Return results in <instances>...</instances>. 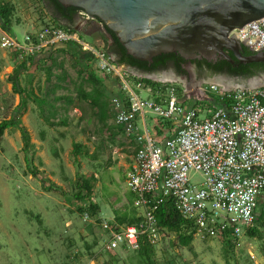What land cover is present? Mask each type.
Masks as SVG:
<instances>
[{"label":"built area","instance_id":"built-area-1","mask_svg":"<svg viewBox=\"0 0 264 264\" xmlns=\"http://www.w3.org/2000/svg\"><path fill=\"white\" fill-rule=\"evenodd\" d=\"M231 36L252 52L264 50V18ZM61 44L91 54L97 70L118 81L120 96L111 100L114 123L122 129L124 142L136 145L126 177L138 221L133 225L102 221L91 211L98 205L95 197L81 201L78 226L100 222L104 238L108 236L99 240L98 252L86 264H99L103 254L136 253L143 244L156 247L164 231L156 212L166 200L191 226L194 238L229 240L240 246L247 233L257 228L258 207L264 200V87L203 84L201 92L216 95L222 107L202 117L206 109L190 108L181 101L187 93H180L179 84L134 76L77 31L48 24L26 34L20 43L0 29V50L22 61ZM143 91L150 97L143 98ZM193 172L202 176L200 185L192 184Z\"/></svg>","mask_w":264,"mask_h":264},{"label":"rangeland","instance_id":"rangeland-1","mask_svg":"<svg viewBox=\"0 0 264 264\" xmlns=\"http://www.w3.org/2000/svg\"><path fill=\"white\" fill-rule=\"evenodd\" d=\"M39 8L37 14L40 27L51 24L43 5ZM40 12L44 16L41 20ZM28 31L26 25L17 24L16 19L9 26V33L20 43L24 42ZM83 38L93 43L92 37L84 35ZM4 52L0 50V56ZM0 69L3 71L1 57ZM177 87L180 93L184 91L181 85ZM141 96L150 97L146 91L141 92ZM109 97L96 98L94 105L102 115L98 119L107 117ZM10 117L9 101H0V122ZM148 122L153 124L154 119ZM69 136L68 142L63 141L65 149L59 154L60 158L54 157L55 149L48 148V165L44 166L46 175L34 179L30 177L37 169H34L32 163L25 164L24 154L11 131L0 141V264H86L95 257L94 252H98L99 240L108 239L107 235L105 238L103 236L100 222L78 226L80 211L77 206L80 202L75 198L78 195L77 180L79 175L84 176L83 167L90 162L83 157L75 164L69 151L71 141L74 142L77 136L72 132ZM108 155L100 154V161L91 170L98 174L95 185H99L92 196L101 208L99 219L111 223L115 217V207L119 208L121 214L125 210L132 211L134 196L128 189L120 166L117 163L107 166ZM190 180L195 185L203 182L202 176L195 172L190 174ZM120 203L125 204L126 209L123 210L122 205L118 206ZM261 210H264V203L258 207V218ZM256 227L255 234L248 232L239 242L240 246L233 244L227 256V246L222 240L202 242L194 238L192 252L178 244L175 234L163 231L155 247L156 263L264 264V226L259 219ZM99 264H144V261L137 253L116 252L101 255Z\"/></svg>","mask_w":264,"mask_h":264},{"label":"crops","instance_id":"crops-1","mask_svg":"<svg viewBox=\"0 0 264 264\" xmlns=\"http://www.w3.org/2000/svg\"><path fill=\"white\" fill-rule=\"evenodd\" d=\"M3 3L14 6L13 21L16 19L17 24L26 25L28 33L42 28L37 14L40 11L39 7H42L41 0L0 1V5ZM83 16L76 25L82 30L79 32L82 36L93 38L95 33L103 35L101 28H86L88 21ZM97 41L93 40L92 45ZM0 57L3 67V71L0 69V101H9L10 119L20 110L19 126L8 131H11L19 143L25 164L32 163L34 169H37L34 172L36 176L32 174L30 179L46 175L44 166L48 165V161L46 162L48 148L55 149L54 157L60 158L59 154L65 149L63 141L68 142L69 134L72 132L77 137L74 142L71 141L72 147L69 153L72 154L73 143L81 144L85 148L84 152L87 154L85 159L90 163L83 167L82 173L86 179L94 178L96 181L94 192L99 186L95 185L98 174L92 173L91 170L95 167V163L100 161V154H109L107 166L117 163L124 171L127 182L126 175L133 164L136 145H127L123 140L122 129L114 123L111 100L120 96V85L115 78L97 70L96 60L91 54L75 45L61 44L26 61L20 60L9 51L1 53ZM204 83L207 82H202L193 90L181 85L187 93V97L182 98L181 101L190 108L200 106L206 109L203 113V116H206L209 112L221 108L222 104L216 95L201 92L200 87ZM13 84L16 88H13ZM106 96H110L107 117L98 119V116L102 115L94 105L95 100L97 97L106 98ZM152 126L154 128V124ZM21 128L27 129L30 134L32 148L29 152L23 151ZM84 134H93V136ZM81 160L82 158L79 162ZM115 200L120 202L118 198ZM262 203L264 200L261 201ZM118 206L123 207V210L126 209L125 204L120 203ZM118 209L115 207L114 212H119ZM100 214L101 208L98 216Z\"/></svg>","mask_w":264,"mask_h":264},{"label":"water","instance_id":"water-1","mask_svg":"<svg viewBox=\"0 0 264 264\" xmlns=\"http://www.w3.org/2000/svg\"><path fill=\"white\" fill-rule=\"evenodd\" d=\"M64 7L83 11L87 21L99 20L111 30L127 53L139 61L152 63L162 54L175 53L188 61L216 57L233 64L264 63V50L245 57L232 32L264 18V0H57ZM75 31L81 32L80 28ZM110 55V54H109ZM111 56V55H110ZM114 60L115 58L111 56ZM123 69L139 78L159 81L181 80L165 76H144ZM226 88L250 89L264 85V73L244 84H230L216 79L207 81ZM197 85L186 87L193 90ZM205 84V83H204Z\"/></svg>","mask_w":264,"mask_h":264},{"label":"trees","instance_id":"trees-1","mask_svg":"<svg viewBox=\"0 0 264 264\" xmlns=\"http://www.w3.org/2000/svg\"><path fill=\"white\" fill-rule=\"evenodd\" d=\"M44 11L47 16L51 19V24L66 29L69 31H75L76 19L83 13L82 10L74 7H64L57 0H41ZM15 9L11 4L3 3L0 5V29L4 32L9 33V26L13 21ZM40 20L44 18L42 13H39ZM99 21V20H97ZM100 22V21H99ZM106 36L99 33H95L93 40L97 41L94 44L96 48L105 50L108 54L115 58L116 64L123 66L129 70H137L140 72H145L147 74L158 72L160 70L166 69L168 66L173 65L179 74L187 75L185 66L188 63H193L199 68L206 65L209 68H214L217 70L225 69L231 75L242 76L245 78H252L261 73H264V63H251V64H241L237 61L232 53H229L234 63L231 64L226 60L219 61L216 66L213 63H209L206 60H192L188 61L181 57L179 54L170 53L162 54L153 59L152 63L139 61L129 55L120 43L117 36L109 29L105 28ZM99 42V43H98ZM242 54L245 57H250L255 55L247 47H242ZM143 81H149L147 79H142ZM13 88L16 85L13 84ZM18 115H20V110L14 113V116L10 120H3L0 122V141L3 139L5 133L13 127L19 126ZM21 136L23 141V151L29 152L32 148L31 137L27 129L21 128ZM161 135L162 132H159ZM84 147L81 144L73 143L72 157L74 158L75 164H78L80 158L87 157L86 152H84ZM88 153V152H87ZM36 176L35 173H33ZM96 181L94 178L86 179L85 176H78L77 187L78 195L75 196L77 201H84L87 197L93 195L94 183ZM55 189H59L58 186H53ZM135 199V197H134ZM99 206H95L91 211L95 214H99ZM138 213L133 208L130 212H125L121 214L120 212H115V221L121 225H133L137 223ZM156 218L158 225L164 231L173 233L178 238V244L183 248H188L193 252L192 243L194 241V232L191 226L188 225L177 213L171 200H166L162 205L159 206L156 212ZM259 222L264 226V210H261V215L259 216ZM249 234L254 235V231H250ZM227 248L225 249L226 256L231 252L233 243L229 240L224 241ZM233 251V250H232ZM140 256L144 264H157L155 260L156 251L155 247L143 244L141 249L136 252Z\"/></svg>","mask_w":264,"mask_h":264},{"label":"flooded vegetation","instance_id":"flooded-vegetation-1","mask_svg":"<svg viewBox=\"0 0 264 264\" xmlns=\"http://www.w3.org/2000/svg\"><path fill=\"white\" fill-rule=\"evenodd\" d=\"M82 17H78L76 19V25L79 23V20ZM87 27L89 29H93V28H101V31L103 32V35H106L105 29L103 28L102 24L95 20V21H88L86 22ZM229 54V53H228ZM199 61L202 60H206V59H196ZM224 59H222L221 57H216L214 58L212 61H208L209 63H213V66H216L218 64L219 61H222ZM185 70L187 71V75H182L179 74L175 67L173 65L168 66L166 69L164 70H160L158 72H154V73H150L147 74L145 72H140L137 70H134L135 72H137L140 75H144V76H151V75H157L159 77L161 76H167V77H174V79L177 80H181L182 81V86H192V85H197L198 83H202V82H207L209 80H213L216 79L219 82H226L230 83V84H244L246 83L250 78H245L242 76H235V75H231L228 71H226L225 69H214V68H209L206 65H204V67L199 68L197 65L193 64V63H188L185 67ZM164 74V75H163Z\"/></svg>","mask_w":264,"mask_h":264}]
</instances>
